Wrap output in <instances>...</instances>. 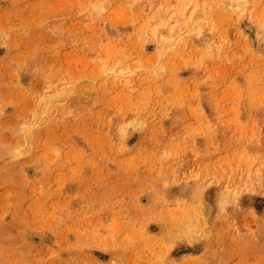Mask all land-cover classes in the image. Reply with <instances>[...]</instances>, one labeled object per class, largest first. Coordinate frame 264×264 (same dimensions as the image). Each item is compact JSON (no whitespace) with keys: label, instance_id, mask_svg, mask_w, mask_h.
<instances>
[{"label":"rangeland","instance_id":"1","mask_svg":"<svg viewBox=\"0 0 264 264\" xmlns=\"http://www.w3.org/2000/svg\"><path fill=\"white\" fill-rule=\"evenodd\" d=\"M0 264H264V0H0Z\"/></svg>","mask_w":264,"mask_h":264},{"label":"bare ground","instance_id":"2","mask_svg":"<svg viewBox=\"0 0 264 264\" xmlns=\"http://www.w3.org/2000/svg\"><path fill=\"white\" fill-rule=\"evenodd\" d=\"M242 2H244V1H242ZM238 4V3H237ZM93 7H95V6H93ZM229 7V6H228ZM230 7H237V6H230ZM231 9V8H230ZM242 13V12H241ZM243 16V15H242ZM241 18V17H240ZM156 28V27H155ZM157 31V30H156ZM155 34V33H154ZM105 67V66H104ZM104 67H103V69H104ZM106 69V68H105ZM109 69V68H108ZM113 69V68H112ZM115 70V69H114ZM104 71V70H103ZM109 72V71H108ZM112 72V71H111ZM110 73V72H109ZM108 73V74H109ZM121 73V72H120ZM114 74V73H113ZM114 75H116V76H118L116 73L114 74Z\"/></svg>","mask_w":264,"mask_h":264}]
</instances>
